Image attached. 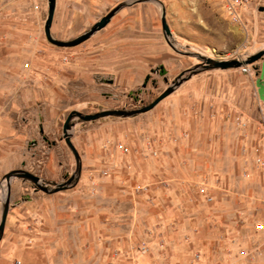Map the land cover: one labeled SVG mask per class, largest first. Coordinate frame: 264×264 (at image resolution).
<instances>
[{"label": "rangeland", "instance_id": "obj_1", "mask_svg": "<svg viewBox=\"0 0 264 264\" xmlns=\"http://www.w3.org/2000/svg\"><path fill=\"white\" fill-rule=\"evenodd\" d=\"M46 12V0H0V121L17 113L22 127L18 140L0 129V211L5 197L9 204L0 264H264V57L242 65L250 76L214 70L231 83L217 91L230 102L224 129L223 105L181 90L187 112L179 119L194 136L175 138L169 110L152 125L149 111L78 122L68 132L78 173L61 133L72 111L138 109L167 88L171 95L189 81L213 82L212 70L190 72L196 55L242 60L264 49V0H247L239 24L216 0H55L49 34L57 41L110 14L69 47L46 39ZM204 129L214 152H194ZM19 169L50 184L76 180L49 202L56 193L25 180L5 185ZM241 249L249 255L240 258Z\"/></svg>", "mask_w": 264, "mask_h": 264}, {"label": "water", "instance_id": "obj_2", "mask_svg": "<svg viewBox=\"0 0 264 264\" xmlns=\"http://www.w3.org/2000/svg\"><path fill=\"white\" fill-rule=\"evenodd\" d=\"M47 2V12H46V19L44 22V35L46 39L58 46V47H69L73 46L85 39H87L91 34H93L95 31L100 30L103 28L106 23L109 20L110 14L102 17L98 22H96L86 33L83 35L68 41V42H63V41H57L54 40L50 37L49 34V28L52 22L53 14H54V9H55V0H46ZM261 11L263 8L260 9ZM160 29L161 33L163 35V38L165 42H168V38H171V34L169 31V28L166 24L165 21V16H164V11L161 8V13H160ZM196 57L200 60V63L197 64L194 70H191V73H196V72H202V71H208V70H226V69H237L243 64H252L264 57V49L256 52L253 55L248 56L247 58L243 59V61H240L239 59H230V60H214L210 58H204L201 56ZM196 70V71H195ZM177 85V83H176ZM175 85V86H176ZM173 91V88H167L163 92H161L152 102L148 103L145 106H142L138 109H132V110H105V111H100L98 113L94 114H81L76 111L70 112L66 118L64 119L62 126H61V133L63 136V141L66 147L69 149L71 152L75 166H76V172L78 173L79 171V156L77 152L75 151L74 147L72 146L70 142V134L68 133L69 130L74 126L75 123H87V122H92L97 119L103 118V117H118V118H129L136 116L141 113H145L153 109L161 100H163L165 97H167L171 92ZM11 178H18L25 180L29 183H31L35 188V191L39 190L43 192L44 194H53L57 193L59 191L67 189L70 185L71 182H75L76 178L75 177H70L67 179L65 182L62 183H47L43 182L41 179H39L37 176L24 171V170H15L8 172L4 175L3 181L6 186H8L9 181ZM51 186V188H50ZM8 201L7 197L4 198L3 201H1V211H0V238L3 234V229H4V224H5V219L8 211Z\"/></svg>", "mask_w": 264, "mask_h": 264}, {"label": "crops", "instance_id": "obj_3", "mask_svg": "<svg viewBox=\"0 0 264 264\" xmlns=\"http://www.w3.org/2000/svg\"><path fill=\"white\" fill-rule=\"evenodd\" d=\"M210 72V71H208ZM214 70H212L211 76H212V81L211 83L209 82H202V81H198L200 79H197V81H189L186 85H184L185 87H183L182 89L174 92L173 94L169 95L168 97H165L163 100H161L153 109L152 111L150 110L149 115H148V120L149 123L152 125L153 123H158L159 121H161L162 118V113L165 110H169L170 111V120L169 122H172L173 125L171 126V130L175 131L177 137H175L176 139L180 137V134L182 135L183 133V138H189L191 136H194L193 131L190 130L189 126H188V122L186 121L185 124L182 120L179 119L180 116V112L184 115L187 111L185 110H179V107L181 105H183L181 102L184 101L185 97H183L184 93L181 90H191L194 95L199 96L201 98V101L203 102V104H208L211 107L212 106H220L223 105L225 108L223 117H222V126L226 128L227 127V123L230 122V108H229V99L228 97H226V95H221L219 96V92L217 93V91H226V90H230L231 89V83L229 82H224V81H220L217 80L218 78L220 79V74L219 73H213ZM222 74V73H221ZM223 75H225L223 73ZM258 85L260 87V97L261 99H264V75L261 76L258 80ZM203 90V93H201L200 91ZM209 91H213V93L211 94V92ZM207 92H209L207 94ZM17 114V113H16ZM16 114H8L7 112L5 113V117H2L1 121H0V129L2 131V133H4V135L6 136V138L8 137H14L16 140H18L19 138L22 137V127L19 124V116ZM241 122V121H240ZM242 124V122H241ZM200 133L198 134L200 141L199 144L201 143V147L203 149L201 150H194V152H200V153H210V152H214V147L215 145L212 144L210 142V138L211 135L213 133H210V130H199ZM179 134V135H178ZM170 135V134H169ZM179 136V137H178ZM230 133L227 134H222V137H229ZM219 137H221L219 135ZM168 138L170 139V137L168 136ZM202 139V140H201ZM191 142V141H190ZM59 195L56 193L54 195H51L49 197V202H56L57 200H59ZM13 253V250L10 249L9 252H7L6 254L9 256ZM48 260V259H47ZM49 262V261H48ZM50 264V263H49Z\"/></svg>", "mask_w": 264, "mask_h": 264}, {"label": "built area", "instance_id": "obj_4", "mask_svg": "<svg viewBox=\"0 0 264 264\" xmlns=\"http://www.w3.org/2000/svg\"><path fill=\"white\" fill-rule=\"evenodd\" d=\"M218 2V5L225 15L226 19L229 20L232 23H240L241 22V9L246 6L247 0H216ZM238 70L246 75H251V70L248 67L240 66ZM244 126V124H242ZM207 201H210L211 199L208 197L206 198ZM258 230L262 229L261 225L256 226ZM139 252L141 254H144L147 252L148 248L144 243H141L139 245ZM238 255L240 258L247 257L249 255L248 251L246 249H241L238 251Z\"/></svg>", "mask_w": 264, "mask_h": 264}, {"label": "bare ground", "instance_id": "obj_5", "mask_svg": "<svg viewBox=\"0 0 264 264\" xmlns=\"http://www.w3.org/2000/svg\"><path fill=\"white\" fill-rule=\"evenodd\" d=\"M169 41V40H168ZM172 44V43H171ZM240 61H243V59L242 60H240ZM3 201V200H2Z\"/></svg>", "mask_w": 264, "mask_h": 264}]
</instances>
